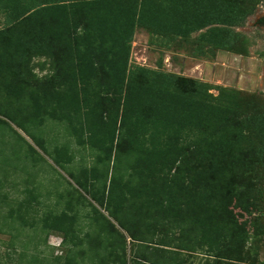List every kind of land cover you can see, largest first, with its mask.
<instances>
[{
    "label": "trees",
    "instance_id": "16d2710c",
    "mask_svg": "<svg viewBox=\"0 0 264 264\" xmlns=\"http://www.w3.org/2000/svg\"><path fill=\"white\" fill-rule=\"evenodd\" d=\"M240 9L236 0H0V111L45 150L36 129L48 119L65 123L94 155L91 164L74 167L70 141L57 146L56 162L85 194L70 182L60 194L70 195L65 208L40 214L32 190L12 216L26 224L35 208L33 225L107 250H93L88 264H129L128 237L135 252L130 264H193L190 254L202 251L205 264L247 260L250 228L264 240V114L236 116L225 88L215 95L209 83L131 63L139 26L187 38L235 23ZM36 58L45 73L32 65ZM2 125L10 126L0 117ZM236 129L256 135L249 155L238 149ZM30 151L36 152L31 146L25 158ZM82 204L92 208L84 237L78 236ZM240 209L253 217L240 222ZM114 251L123 257H105ZM77 253L65 264H86V249L82 259ZM24 264L47 261L31 255Z\"/></svg>",
    "mask_w": 264,
    "mask_h": 264
},
{
    "label": "rangeland",
    "instance_id": "374dc122",
    "mask_svg": "<svg viewBox=\"0 0 264 264\" xmlns=\"http://www.w3.org/2000/svg\"><path fill=\"white\" fill-rule=\"evenodd\" d=\"M236 1L241 9L235 23L208 26L195 31L187 38L175 34L165 37L153 32L152 29L137 27L132 42L131 63L209 83L213 87L211 92L215 95L222 92L221 88H225L226 96L233 97V100L228 97L227 102L234 115L260 117L264 114V25L260 22L264 15V0ZM4 26V16L0 15V28ZM233 43L236 44V49L231 51ZM39 60L41 59H34L32 65L42 74L45 72H40L35 66ZM0 117L10 124L0 126V222L4 223L0 224V264H24L25 259L29 260L31 255L40 256L47 264H65L68 256H74L77 252L78 259H82L80 255L84 249L87 251V254L84 253L86 254L84 263L88 264L93 257V250L105 253L107 250L104 248H93L89 242H80L79 237H69L64 241L63 233H48L40 224L32 223L36 221L33 215L37 210L42 214L45 210L60 212L65 208L70 195L62 199L60 194L67 193L71 183L77 187V194H85L69 176L68 169L56 162L52 151L70 141L75 153V161L72 164L75 167L80 166L82 161L85 164L94 161L90 146L88 144L79 146L66 131L65 123L48 119L41 128L36 129L37 134L44 137L48 146L45 150L38 146L33 135L28 129L21 127L17 120L5 116L1 111ZM238 130L234 132L238 141L237 147L249 155L248 142L250 139H257L256 135H253V132L240 133ZM31 146L36 152L32 154L30 151L31 157L25 158L24 155L31 150ZM34 158L37 159L35 162ZM19 161L20 166H15L14 164H19ZM32 190L37 195L35 204L37 210L33 208L32 213L27 215L28 222L21 223V220L13 217L11 213L22 201L29 198ZM95 205L102 212L109 214L97 202ZM83 206H78L79 225L82 229L78 232L80 237H84L92 228L90 219L84 216L92 208L88 205ZM260 209L264 211V200ZM237 214L240 222L243 218L253 217V214L242 209ZM111 220L118 226L115 219ZM260 224V228H263V215L260 216ZM254 228H250V239L244 245L246 255H251L242 264L264 262L263 236L254 232ZM125 237H128L126 233ZM78 243L80 244L77 245ZM23 252H27L28 258H20ZM126 252L130 264L135 252L129 237ZM202 252L190 254L193 264H205V255ZM105 257L114 260L123 256L114 251L108 252Z\"/></svg>",
    "mask_w": 264,
    "mask_h": 264
},
{
    "label": "flooded vegetation",
    "instance_id": "af4514ba",
    "mask_svg": "<svg viewBox=\"0 0 264 264\" xmlns=\"http://www.w3.org/2000/svg\"><path fill=\"white\" fill-rule=\"evenodd\" d=\"M263 17H264V15H263ZM263 17H262V18H263ZM262 18H261V19H262ZM262 24L264 25V23H262Z\"/></svg>",
    "mask_w": 264,
    "mask_h": 264
},
{
    "label": "bare ground",
    "instance_id": "6f19581e",
    "mask_svg": "<svg viewBox=\"0 0 264 264\" xmlns=\"http://www.w3.org/2000/svg\"><path fill=\"white\" fill-rule=\"evenodd\" d=\"M251 57V56H250ZM224 63V62H223Z\"/></svg>",
    "mask_w": 264,
    "mask_h": 264
}]
</instances>
